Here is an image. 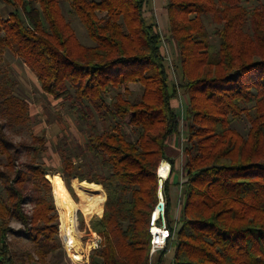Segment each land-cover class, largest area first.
<instances>
[{
	"label": "trees",
	"instance_id": "16d2710c",
	"mask_svg": "<svg viewBox=\"0 0 264 264\" xmlns=\"http://www.w3.org/2000/svg\"><path fill=\"white\" fill-rule=\"evenodd\" d=\"M0 1L15 9L6 19L0 13V264H50L47 257L59 247L51 191L61 182L75 199L72 180L78 182L81 212L98 193L105 198L101 216L90 221L101 243L89 252V264H161L169 250L172 264H264V4L247 9L244 0H166V40L177 49L173 61L182 81L177 86L169 82L157 24L145 17L149 0H69L90 46L77 39L60 0H27L39 13L29 26L17 12L23 0ZM205 18L216 25L218 45L207 39ZM4 51L35 75L43 94L67 103L85 127L84 143L62 136L52 146L56 169L36 162L48 154L42 137H32L29 145L15 143L7 132L30 117L2 66ZM130 84L142 88L136 100L118 93L108 101L112 89L128 93ZM179 90L187 96L185 181L175 184L181 196L173 226L176 163L166 147L180 132L172 106ZM243 116L249 121L245 137L231 126ZM168 163L162 196L170 239L152 261L157 170L161 178ZM12 220L32 253L11 250ZM78 221L83 228L80 213Z\"/></svg>",
	"mask_w": 264,
	"mask_h": 264
},
{
	"label": "rangeland",
	"instance_id": "374dc122",
	"mask_svg": "<svg viewBox=\"0 0 264 264\" xmlns=\"http://www.w3.org/2000/svg\"><path fill=\"white\" fill-rule=\"evenodd\" d=\"M23 1H24L23 6L20 9H18L17 12L21 16V19L24 25L29 26L31 25L30 21L33 18L35 19L37 17L39 18L38 6L36 4L29 5L27 3V0H23ZM91 1L97 2L99 0H91ZM152 1L153 0H149L148 6H147L146 20L148 23L155 22L157 24L158 31L162 35L165 41V46L173 62V69H174L175 75H172V72L170 71V69L167 68L170 84L176 83L180 85L182 81L179 77L178 71L175 68V65L177 64L172 59L174 57L177 58L176 57L177 49L175 48L174 43H172L171 41L168 42L166 40V35L168 33V28H169L168 20L166 18V11H165L166 0H156L158 1L159 5L157 6L156 4L155 8L152 5ZM263 4H264V0H244L243 1V5L247 9H252L254 7H258ZM60 7H61L62 14L64 15L66 21L69 23L71 28L74 30L79 42L85 46L92 45V42L88 39L86 35L84 27L81 25L78 19L71 14L69 0H60ZM33 9L35 11H33ZM13 11H15L13 7L8 6L0 1V13L4 19H6L9 13ZM204 25L207 31L208 41L211 44L218 45V38L215 35L216 25L213 24V22H211L210 19H206V18L204 19ZM2 66L7 68V76L10 80V83L14 85L13 92L16 95L23 98L28 103L29 117H30L29 123L26 124L25 126L12 127L7 132L12 137L15 143L21 142V143H28L29 145H32V142H31L32 137H42L45 140V144L48 148V154L38 155L36 157L37 164L44 165L45 167L49 169L58 168L59 159H58V156L55 153H53L52 146L54 144L59 143L60 138H62V136L67 137L71 144H75L76 142L84 143L86 139L85 138V134H86L85 127L77 119V117L74 116L70 112L69 106L67 103H62L60 101L51 100V98L44 95L41 92L40 84L37 81L35 75L27 67H25L20 62L19 59L11 55L8 51H4L3 53ZM126 89L128 93H124L123 88H120V90L112 89L109 92L108 101H110V99H112L118 93H122L124 98L128 99L129 101H134L142 93V88L139 85L130 84L126 87ZM252 92L255 93L254 90H252ZM186 104H187V96L182 90H179L177 94V98L173 100V106L175 107V111L177 112V115L179 116L180 122H181L180 117L182 114V117H183L182 125L184 127V130H183L184 134L182 136L180 135V132H179V135L176 136V139H175L176 148L177 150L179 149L178 150L179 156L177 157V160L175 162L176 171L172 177V180L173 181L179 180L177 182H181V183H184L185 181V178H184L185 174L183 170L184 156L182 155L181 150L184 147L185 138H186V135H185L186 130H185V122H184V110L186 108ZM231 126L233 129L239 132L243 137H245L247 134V130L249 129V121L245 116H243L240 119L233 120ZM98 127L100 130L102 129L101 125H98ZM122 132L126 135L129 141H132V142L136 141V136L131 133L129 128H125L124 130H122ZM25 160L26 158L23 156L20 161L24 162ZM3 163H4V158L0 156V166L3 165ZM83 163H84L83 169L85 171H89L91 166H89L90 163L88 162V160L86 159L83 160ZM85 164H88V165H85ZM169 168H171L170 164L165 166V170L163 171L161 178H159L160 175L157 170V175L159 178L158 195H160V193L162 195V183L160 184V179L162 180V182L164 181L165 179L164 177L167 176L168 174L167 172L169 171ZM72 181L70 185L75 195V199L72 198V200L76 203L75 204L73 202L75 205L74 212L76 213V211H78L76 214L77 222L75 221V213L73 212L74 228H75V232L73 234H69L65 229L64 222H63L60 210L56 202V186H55V191H54V186H53V193L51 191L52 203L55 208V213L57 214V220L59 224L58 225V235H57V238L59 239V247L53 254H50L47 257V261L50 264H89V259H88L89 252L92 249L97 248L99 244L101 243V239H100V243L98 244V246L97 247L95 246L94 236L95 235L97 236V234L92 232L89 226H90V221L93 219V217L101 216L99 214L103 210L102 205L105 199L100 204V206L96 210H93L91 213L85 214L84 209H82V212H81L77 207L78 203L80 202L81 194L78 196L75 190V185L78 184V182L74 181L72 183ZM51 190H52V185H51ZM171 190L173 193L175 191V193L172 194L171 192V197H172L171 199L173 200V205L170 210L169 219L173 221V226H174L175 218L178 217V213L180 210L179 198L181 196L180 194L181 189L179 188L177 190L176 189L174 190L171 189ZM161 197L163 198V196ZM25 209L28 213H30L31 205L29 204L25 205ZM78 213H80L83 216V221H84L83 228L80 222L78 221ZM10 226L14 231H16V232L9 234L8 236V242H9L11 250L17 253L18 256L32 253L33 247L31 243L26 239L25 236L17 232V230L21 228L20 224L12 220L10 223ZM160 251L161 250H159V252H155L153 255L149 254L152 261L156 259ZM168 253H171V251L169 250L166 253V255ZM166 260L167 259L164 260L163 258L161 264L166 263L167 262ZM29 264H37V263L33 261V262H30Z\"/></svg>",
	"mask_w": 264,
	"mask_h": 264
},
{
	"label": "built area",
	"instance_id": "2783aa9c",
	"mask_svg": "<svg viewBox=\"0 0 264 264\" xmlns=\"http://www.w3.org/2000/svg\"><path fill=\"white\" fill-rule=\"evenodd\" d=\"M161 47L163 51V56L167 65V68L170 69L172 72V75L174 74V69H173V62L170 58V54L167 51V48L165 46V41L162 39L161 41ZM174 60V58H172ZM175 85L178 86V84L175 83ZM182 114H181V122H180V135L183 136L184 132V127L182 125ZM170 172V168H169ZM160 178V177H159ZM161 180V179H160ZM165 180V179H164ZM154 214L156 213L157 216L155 218L154 224L150 226L149 233L151 235L150 239V255H153L155 252L162 250L165 248L167 241L170 239V231L166 226V218H165V201L160 195H158V203L155 207V210L153 212ZM155 227V228H154ZM154 229L156 231H154ZM94 244L97 247L98 244L100 243V238L98 236H94Z\"/></svg>",
	"mask_w": 264,
	"mask_h": 264
},
{
	"label": "bare ground",
	"instance_id": "6f19581e",
	"mask_svg": "<svg viewBox=\"0 0 264 264\" xmlns=\"http://www.w3.org/2000/svg\"><path fill=\"white\" fill-rule=\"evenodd\" d=\"M161 183H162V180H160V184ZM161 196L162 195L160 193V197ZM104 199L105 198L102 193H98L96 196L90 198L86 206L84 207V213L89 214L93 210H96L100 206V204L104 201ZM56 202L60 210L66 231L69 234H73L75 232L74 218H73V212H74L75 205L72 199L67 194L66 190L63 188L61 183H57L56 185ZM156 216L157 214L155 213L154 219L156 218ZM154 231L156 230L154 229Z\"/></svg>",
	"mask_w": 264,
	"mask_h": 264
},
{
	"label": "crops",
	"instance_id": "0c3cea01",
	"mask_svg": "<svg viewBox=\"0 0 264 264\" xmlns=\"http://www.w3.org/2000/svg\"><path fill=\"white\" fill-rule=\"evenodd\" d=\"M156 4H157V6L159 5V3H158V1H156V0H153L152 1V5H153V7L155 8L156 7ZM145 17H146V13H145ZM166 18H167V16H166ZM42 92V91H41ZM44 95H46V94H44ZM46 96H48V95H46ZM49 98H51V100H54L52 97H50V96H48ZM172 106H173V100H172ZM173 108L175 109V107L173 106ZM176 136H174V137H172V138H170L169 139V141H168V146L166 147V152H167V155H168V157L170 158V159H173L175 162H176V160H177V157L179 156L178 155V150H177V148H176ZM171 142H172V144H171ZM177 180V179H176ZM177 181H179V180H177ZM177 181H173L172 180V183H173V185L171 186V188H170V195H171V192H172V190L171 189H176V186H175V184L176 183H180V182H177ZM174 193H175V191H174ZM173 192H172V194H174ZM172 200V199H171ZM173 201V200H172ZM157 252H159V251H157ZM157 257H158V255H157ZM156 257V258H157ZM165 259H167L166 261V263H164V264H172V254L171 253H168L167 255H166V257H164V260Z\"/></svg>",
	"mask_w": 264,
	"mask_h": 264
},
{
	"label": "water",
	"instance_id": "95a60500",
	"mask_svg": "<svg viewBox=\"0 0 264 264\" xmlns=\"http://www.w3.org/2000/svg\"><path fill=\"white\" fill-rule=\"evenodd\" d=\"M154 215H155V214L153 213V214H152V217H151V225L154 224V221H155V219H154Z\"/></svg>",
	"mask_w": 264,
	"mask_h": 264
}]
</instances>
